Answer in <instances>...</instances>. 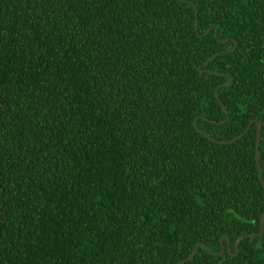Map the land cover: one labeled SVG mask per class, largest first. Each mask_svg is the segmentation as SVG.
Returning a JSON list of instances; mask_svg holds the SVG:
<instances>
[{
	"label": "trees",
	"instance_id": "trees-1",
	"mask_svg": "<svg viewBox=\"0 0 264 264\" xmlns=\"http://www.w3.org/2000/svg\"><path fill=\"white\" fill-rule=\"evenodd\" d=\"M263 185L264 0H0V264H264Z\"/></svg>",
	"mask_w": 264,
	"mask_h": 264
},
{
	"label": "water",
	"instance_id": "water-1",
	"mask_svg": "<svg viewBox=\"0 0 264 264\" xmlns=\"http://www.w3.org/2000/svg\"><path fill=\"white\" fill-rule=\"evenodd\" d=\"M224 111H225V113L227 114V117H228V111L226 110V108H224ZM250 127H251V123L248 124V126H247V128L245 129L244 133L247 132L248 129H249ZM260 131H261V126H260V124H257V131H256V144H255V158H256V162H257V168H258V171H259V169H260V162H259V146H258V144H259V135H260ZM263 186H264V185H263ZM263 215H264V214H263ZM263 215H262V220H261V227H262V228H263ZM237 241H238V240H237ZM237 241H236V246H237ZM198 246H199V243H197V245H196L194 251L192 252V254H191L189 257H187L186 259L180 261L178 264H182L184 261L191 259V258L194 256V254L196 253V250H197V247H198ZM222 250H223V246H222ZM222 250H221V252H222ZM228 250H229V248H228Z\"/></svg>",
	"mask_w": 264,
	"mask_h": 264
}]
</instances>
